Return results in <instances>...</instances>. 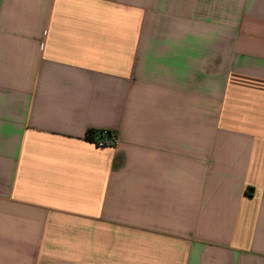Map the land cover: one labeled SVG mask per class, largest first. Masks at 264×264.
<instances>
[{
  "label": "crops",
  "instance_id": "1",
  "mask_svg": "<svg viewBox=\"0 0 264 264\" xmlns=\"http://www.w3.org/2000/svg\"><path fill=\"white\" fill-rule=\"evenodd\" d=\"M0 264H264V0H0Z\"/></svg>",
  "mask_w": 264,
  "mask_h": 264
},
{
  "label": "built area",
  "instance_id": "2",
  "mask_svg": "<svg viewBox=\"0 0 264 264\" xmlns=\"http://www.w3.org/2000/svg\"><path fill=\"white\" fill-rule=\"evenodd\" d=\"M91 140L97 147L115 146L118 143V136L114 131L101 130L100 135L94 136Z\"/></svg>",
  "mask_w": 264,
  "mask_h": 264
},
{
  "label": "trees",
  "instance_id": "3",
  "mask_svg": "<svg viewBox=\"0 0 264 264\" xmlns=\"http://www.w3.org/2000/svg\"><path fill=\"white\" fill-rule=\"evenodd\" d=\"M101 130H88L87 131V138L92 139L94 136L100 135Z\"/></svg>",
  "mask_w": 264,
  "mask_h": 264
}]
</instances>
